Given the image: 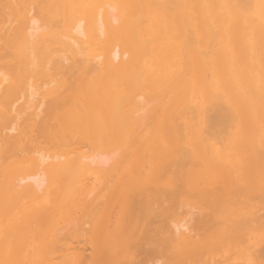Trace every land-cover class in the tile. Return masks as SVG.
Instances as JSON below:
<instances>
[{
  "label": "bare ground",
  "instance_id": "bare-ground-1",
  "mask_svg": "<svg viewBox=\"0 0 264 264\" xmlns=\"http://www.w3.org/2000/svg\"><path fill=\"white\" fill-rule=\"evenodd\" d=\"M17 203L41 238H0V264H264L239 242L264 224V0H0V212Z\"/></svg>",
  "mask_w": 264,
  "mask_h": 264
},
{
  "label": "rangeland",
  "instance_id": "rangeland-1",
  "mask_svg": "<svg viewBox=\"0 0 264 264\" xmlns=\"http://www.w3.org/2000/svg\"><path fill=\"white\" fill-rule=\"evenodd\" d=\"M197 94H196V96L194 97V94H193V92L192 91H188V94L186 95V102H187V104L185 103V104H183L182 106H181V111H182V113H183V111H184V113H185V111L186 112H188V113H185V114H183V118H185V119H187V120H189V121H194V119H195V122H201V121H203L202 119H201V117H202V113L199 111V113L197 112L198 111V109L199 110H201L200 108H201V106H202V104H201V102H198V101H201V93H199V92H196ZM189 97V98H188ZM200 97V98H199ZM188 98V99H187ZM191 98V99H190ZM193 99V100H192ZM145 100V99H144ZM194 101V102H193ZM193 103V104H192ZM190 105V106H189ZM193 105V106H192ZM197 105V106H196ZM148 106V105H147ZM193 107V109L194 110H192V107ZM182 107H184V108H182ZM191 108V109H190ZM187 109V110H186ZM144 112V111H143ZM194 112V113H193ZM193 113V114H192ZM197 113V114H196ZM142 114H144V113H142ZM192 114V115H191ZM145 115V114H144ZM191 115V116H190ZM193 115H194V118L192 119V117H193ZM143 116V115H142ZM197 120V121H196ZM220 141V143L222 142H224V140L222 141V140H219ZM218 142V141H217ZM221 143V144H222ZM221 144H219V143H216V148L217 149H220L221 147H222V145ZM221 145V146H220ZM110 165V164H109ZM109 165H107V167L105 166V168L107 169L108 168V166ZM108 170V169H107ZM100 173V174H99ZM102 174V175H101ZM99 175H101V177H99ZM106 175V176H105ZM107 175H108V172H106V173H101L100 172V170H90L89 171V173H88V177H89V179H90V181H92L91 183H92V185L93 184H95L96 182H97V180H101V181H103V180H105V178L107 177ZM165 175H166V173H165ZM95 177H96V179H95ZM98 177V178H97ZM105 177V178H104ZM102 178V179H101ZM50 191V190H49ZM49 191H48V186L47 185H45V187H44V189H42V193H41V195L39 196V198L41 199H39L40 200V202L42 201V200H44V198L46 197V193H48V196H51V194H49ZM20 192V189H18V193ZM25 194H23V195H21L20 197H21V201L22 202H28L29 203V201L31 200V199H29V198H27L26 197V195L24 196ZM23 196V197H22ZM23 199H24V201H23ZM185 199V198H184ZM182 204H181V203ZM44 203H47V201H45L44 200ZM186 204V203H188V204H190V202H188V200H184V202L183 201H179V202H177L176 203V208H173L172 207V209H175L176 211L177 210H179V209H181L182 208V210H181V212H175L174 214L172 213V214H170L169 216L167 215V217L165 218L164 216H163V218H165V222L166 221H171V218L173 217V216H175L174 217V219H177V216H178V214L180 215V216H178V217H180V218H182V217H184L185 216V212H186V205H187V207L189 208V206L191 205H188V204H186V205H184V204ZM18 204L19 203H17L16 205H15V209L13 208V210L12 211H3V212H0V238L1 239H5L6 237H9L10 235H12V238L14 239V242H13V245H19V244H21L20 246L22 247V248H25L26 249V252L27 253H29L30 255H33L34 253H36V251H37V242H38V237H39V239L41 238V235H37L36 236V228H35V223L33 222V223H30L29 225H28V227H25V228H23V224H24V221H23V218H22V215H21V213H19V210H20V207H18ZM180 204V205H179ZM182 205V207H179V206H181ZM183 206H184V209H183ZM187 208V209H188ZM189 210V209H188ZM15 211V212H14ZM169 211H171V210H169ZM195 211V210H194ZM174 212V211H173ZM170 213V212H169ZM177 214V215H176ZM161 217V216H160ZM180 218H178L179 220H180ZM162 219V218H161ZM173 219V218H172ZM155 222V221H154ZM157 222V224L159 223L160 225H161V223L160 222H158V221H156ZM155 222V223H156ZM154 223V224H155ZM4 226V227H3ZM155 226V225H154ZM156 227H157V225H156ZM158 228V227H157ZM156 228V229H157ZM169 228V227H168ZM36 236V237H35ZM244 238V240H243V242H242V239ZM80 239V238H79ZM81 239H82V237H81ZM246 239V240H245ZM8 240V239H7ZM241 241V242H240ZM252 241V242H251ZM239 242H240V248H243V247H249L250 245H252V246H250V250L251 251H253V249H256L255 247H254V244L256 243V244H258L259 246H261L262 244H264V243H261V242H264V224L262 225V228H260L258 231L256 230V231H252V232H249V233H247L246 235H244L243 237H241V239H239ZM250 244V245H249ZM261 244V245H260ZM5 246V245H4ZM263 246V245H262ZM86 247H87V252H86V254L87 255H89L90 256V254H91V248H90V245L89 244H86ZM216 249V247L212 250V251H210L209 253H206L205 255H203V256H198V258H195V259H190V260H187V261H185V262H183V264H215V262H216V264H247L245 261H244V257H239V256H229L228 255V253L229 252H234V251H226V248H222V249H219V250H215ZM215 250V251H214ZM225 258V259H224ZM232 258H235V259H232ZM199 261H198V260ZM223 259V260H222ZM227 259V260H226ZM229 259V260H228ZM196 260L198 261V262H196ZM217 260H220V261H218L217 262ZM207 261V262H206ZM223 262V263H222ZM141 264H143V263H141ZM160 264V263H159ZM163 264H170V263H163ZM179 264H182V263H179Z\"/></svg>",
  "mask_w": 264,
  "mask_h": 264
}]
</instances>
